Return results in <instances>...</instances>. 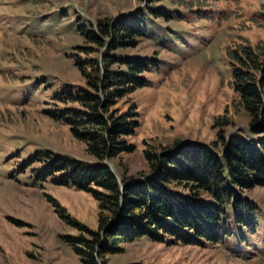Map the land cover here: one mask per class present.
Segmentation results:
<instances>
[{"label": "rangeland", "instance_id": "1", "mask_svg": "<svg viewBox=\"0 0 264 264\" xmlns=\"http://www.w3.org/2000/svg\"><path fill=\"white\" fill-rule=\"evenodd\" d=\"M219 3L226 17L217 24L189 21L190 11L164 21L144 11L152 32L135 46L111 50L155 57L144 72L147 82L116 103L120 110L135 103L138 111V124L126 135L134 148L103 159L119 177L148 173V145L161 149L174 140H194L221 146L219 131L226 138L235 133L255 140L232 83V49L239 42L264 40V21L248 18L258 7L264 11V0ZM140 7L144 0H0V264H83L63 236L80 232L67 214L96 229L98 201L90 189L60 183L56 169L39 172L57 156L99 161L57 109L69 103L67 84L86 85L72 58L83 43L77 25ZM36 152L42 155L29 160ZM172 189L188 192L181 185ZM241 193L254 203L246 216L254 226L233 221L229 207L227 224L233 232L219 241L141 235L120 242L121 250L109 253L106 264H264V185Z\"/></svg>", "mask_w": 264, "mask_h": 264}, {"label": "trees", "instance_id": "2", "mask_svg": "<svg viewBox=\"0 0 264 264\" xmlns=\"http://www.w3.org/2000/svg\"><path fill=\"white\" fill-rule=\"evenodd\" d=\"M144 1L145 10L140 7L121 11L100 17L88 26L84 22L77 25L83 43L76 45L72 58L86 85L74 88L67 84L64 88L69 96L64 99L69 103L57 109L68 121L72 134L84 141L86 150L99 161L88 164L57 156L39 172L45 174L56 169L59 174L55 178L60 183L73 182L90 189L98 201L96 229L67 214L80 232L63 236L83 264H106L109 253L121 250L120 242L141 235L168 241L201 243V237L218 241L233 232L227 224L229 207L233 221L254 226L252 217L246 219L254 203L241 190L264 185V40L254 44L239 42V47L232 49L236 59L232 61V83L247 115L248 128L257 134L255 140H246L235 133L226 138L219 131L221 146L218 142L194 140H174L161 149L148 145L144 155L149 171L142 177L130 174L119 177L103 161L134 148L126 135L138 124L135 103L124 110L116 103L147 82L144 72L148 61H154L155 57L120 55L111 50L135 46L139 37L152 32L143 21L144 11L163 21L171 17L181 19L188 11L192 18L188 20L193 22L204 18L217 24L226 17L221 13L224 7L219 6V0H167L179 6L164 0ZM258 8L248 18L256 15L263 22L264 11ZM102 47L105 51L98 54ZM41 155L42 152L37 154V158ZM172 185H181L188 192L174 190Z\"/></svg>", "mask_w": 264, "mask_h": 264}]
</instances>
